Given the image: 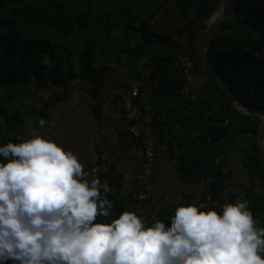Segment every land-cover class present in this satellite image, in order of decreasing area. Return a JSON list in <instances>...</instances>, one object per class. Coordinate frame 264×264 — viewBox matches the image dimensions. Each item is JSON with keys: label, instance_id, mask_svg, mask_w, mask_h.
<instances>
[{"label": "trees", "instance_id": "obj_1", "mask_svg": "<svg viewBox=\"0 0 264 264\" xmlns=\"http://www.w3.org/2000/svg\"><path fill=\"white\" fill-rule=\"evenodd\" d=\"M90 1L78 0L79 8L82 9L76 8L73 19H70L66 17L68 8L63 0H0V104L10 102L18 94L24 95L25 90L32 88L37 91L42 78L49 74L53 91L38 110V118L48 122L50 110L71 95L69 84L74 76L71 71L68 75L70 78L65 79L61 65L71 63L72 54H77L75 50L81 47L85 78L96 89L108 70L93 66V58H96L103 37L113 29H120L125 22L133 24L137 19L144 18L140 28L131 26L132 31L141 34L139 44L131 48L129 42H126L121 49L126 63H132L130 69L135 74L138 62L145 54L149 56L148 62L153 63L154 71L147 77V85L142 87L140 96L133 99V103L141 109L153 105V120L160 117L162 110L169 113L167 132L161 134L160 140L168 144L172 154L180 153L178 173L183 182L210 179L208 194L213 199L219 200L220 204L225 201L234 202L236 195L227 194L226 179L229 175L224 173L218 159L231 150L227 143L235 136L231 130L232 125L237 126L246 121V125L253 126L256 131L260 118L242 115L234 109L228 95L200 64L198 51L202 38L198 37L201 27L199 19L205 18L208 21L221 0H215L214 5L208 0H164L167 4L171 3V8L181 18V27L176 29L177 37L184 39L185 44L172 42L168 36L148 27L156 13L149 8L156 2L166 3L163 0H141L143 11L138 12L137 17L132 10L136 0L125 1L121 5L124 13L119 14V19H111L106 11L100 9L108 5L109 0H97L101 7H87V13L84 14L83 6H87ZM233 2L237 12L218 26L211 41L216 51L214 53L208 49L206 57L210 66L232 89L239 106L258 108L264 114V0ZM145 5L149 13L145 12ZM53 12H56V16L52 15ZM74 26L91 28L82 42L74 43L75 49H72L61 42L71 39ZM185 52L192 56L199 75L206 79L194 97H184L178 92L184 80L175 66V55ZM135 77L142 78L140 75ZM34 80L37 82L36 87H30ZM147 86L151 89L148 94L145 92ZM39 89L43 90L44 87ZM224 120L232 125L222 130L213 125L215 121ZM177 125L184 129L182 133H175ZM193 131H198L199 136L194 137ZM247 132L246 128L244 133ZM242 166L248 170L251 182L245 200L249 202L248 206L258 225L264 227V191L258 194L256 190L257 176L264 180V156L255 137H252L246 149ZM130 201L136 209V203L132 199ZM136 213L139 215L137 210ZM160 216L170 223L169 212L165 210Z\"/></svg>", "mask_w": 264, "mask_h": 264}, {"label": "clouds", "instance_id": "obj_2", "mask_svg": "<svg viewBox=\"0 0 264 264\" xmlns=\"http://www.w3.org/2000/svg\"><path fill=\"white\" fill-rule=\"evenodd\" d=\"M89 176L35 130L0 144V264H264V227L247 200L177 204L166 226L113 215L108 183Z\"/></svg>", "mask_w": 264, "mask_h": 264}, {"label": "crops", "instance_id": "obj_3", "mask_svg": "<svg viewBox=\"0 0 264 264\" xmlns=\"http://www.w3.org/2000/svg\"><path fill=\"white\" fill-rule=\"evenodd\" d=\"M156 24H163L160 16L157 17ZM165 29V25H162L157 28V33H166ZM168 37L172 42L185 44L184 39L175 34H168ZM148 58L145 54L139 60L142 63L138 62L136 70V75L145 79L144 85H147V77L154 71L152 65L146 64ZM108 66L113 67L105 72L100 86L95 89L86 78L80 79L70 97L50 110V123L43 128L31 126L19 134L18 142L20 138L35 130L41 135L58 140L66 149L77 154L86 171L95 164L99 165L102 174L111 178L115 184V192L109 200L114 203L111 210L113 215H119L126 210H137L130 201L129 182L125 181L124 176L135 172L142 164V146L138 139L124 131L121 124V117L128 111L132 101L129 88L131 78H128L122 69H116L113 64ZM101 67V63H96L95 68ZM205 80L198 74L194 96L204 86ZM149 91L151 89L147 86L145 92L148 94ZM159 116L166 122L169 121L170 115L166 111L162 110ZM235 128L232 126L231 130ZM183 131L184 129L177 125L175 133ZM172 153L168 146L167 150L159 152L158 155L159 175L154 189L153 208L159 215L166 210L172 198L183 195L187 189V183L180 179L178 173L180 153Z\"/></svg>", "mask_w": 264, "mask_h": 264}, {"label": "rangeland", "instance_id": "obj_4", "mask_svg": "<svg viewBox=\"0 0 264 264\" xmlns=\"http://www.w3.org/2000/svg\"><path fill=\"white\" fill-rule=\"evenodd\" d=\"M96 1L97 0H91L87 6L86 5L83 6V13L84 14L87 13L88 8L91 7L93 9H96L98 7L100 8L101 7L100 4ZM125 1H131V0H109L108 5H105L100 9H102V12L106 11V13L109 14V17L111 19L112 18L119 19L121 18L119 14L121 12L124 13L123 8H121L123 6L121 5H124ZM163 2L166 3L159 4V2H156L155 5L149 8L150 10L154 9L156 13L154 14L155 16L154 20L148 23V27L151 26L152 30L157 32L158 27L165 25L166 28L165 30H167V32L166 33L163 32L164 35L168 36V34L169 35L175 34V36H177L176 29H179L181 27V22H180L181 18L179 14H177L176 11H174V9L171 8L172 6L171 3L167 4V1L164 0ZM208 2H211L212 5L215 4V0H208ZM97 3L99 6L97 5ZM63 4L68 8V14L66 13V17L70 19H73L74 11H76L77 9H82L79 8L80 5L78 4V0H63ZM132 6L134 8L132 10L135 12V14L133 15H136L137 17L138 12L143 11L142 10L143 5L141 3V0H136V2L132 4ZM218 6L219 5H217V7ZM117 8H120V10L118 11ZM147 8L148 6L145 5L144 6L145 12L149 13L147 11ZM234 12L235 13L237 12L236 8H234ZM52 15L56 16V12H53ZM159 16L163 24L157 26L156 22H157V17ZM144 21L145 19L142 18V19H137V21L133 22V24L129 22H125L120 29H113L110 34H106L98 46L99 48L96 51V58H93L94 61L93 66L96 67V63H101L103 68L108 69L107 71H110L113 66H108V65L113 64L116 69L118 70L122 69L124 73H126L128 78L137 76L130 69L132 63H126V58L125 56H123L124 53L122 52L121 49L123 45L126 44V42H129L128 45L130 47H134V44L135 46L137 45V43L139 44L141 34L139 32L132 31L131 26L140 28ZM205 21H207L205 18H200L199 19L200 25ZM86 23L90 24L89 22ZM87 27L88 28H84V27L79 28L77 26H74L71 39L61 43L63 45H69V47L75 49L73 47V44L82 42L84 35H86V32L91 28V26H87ZM131 43L133 44L131 45ZM208 49H210V51L214 53L216 51V47H212L211 44L208 45ZM75 51L77 54H72L71 63H63L61 65V67L63 68L62 73L65 76V79L70 78L68 77V75L69 73H71V71H72V75L74 76V78L71 79L70 81L71 84H69L71 88V92L76 90L77 87L76 85H78L79 80L85 78L86 76L85 72L83 71V65L85 64L83 62L85 61L82 56L83 53L81 51V47H79V49ZM177 55H175V59ZM146 64L153 65V63H149V62ZM42 79L43 80L38 84L37 91H34L31 88L25 90L24 95L22 93L18 94V96L10 100V102H4L5 104L1 102L0 107L2 108V110L0 111V144H6L10 140H13L14 142L17 141L18 143V137L20 133L24 132L26 129H29L31 126L38 127L37 122L39 120L38 118V110L40 109L39 107L42 105V102L47 100L48 96L53 91L51 88V86H53V83L49 81V74H46V76L43 77ZM142 80H144L145 83V79ZM36 85L37 82L34 80L33 84H31L30 87H34V86L36 87ZM40 87H44V89L41 90L39 89ZM194 94L192 96H194ZM214 99H216V96L214 97ZM242 122L244 123H241L237 126L235 125L234 127L236 128L232 130L234 131L233 135L235 136L233 137V139L230 138V140L227 143L229 144V149H231L230 152L226 156L221 155L220 158L218 159V161L221 163V167L224 173L229 175V177L226 179V186L228 187L227 194L230 193L235 194L236 195L235 200L238 198L245 200V195L250 187L251 182L248 178L249 176L248 170L242 166V163L246 155V149H248V147L251 144L252 137H255L256 141H258L259 150L262 154L259 140L261 134L264 131L263 121L260 119L259 127H257L256 131L253 130L254 128L253 126L249 124L246 125L245 123L246 121H242ZM24 127L26 128L24 129ZM246 128L248 132L244 133V130ZM256 181H257L256 182L257 193L262 194V191H264V180H261V178L257 176Z\"/></svg>", "mask_w": 264, "mask_h": 264}, {"label": "built area", "instance_id": "obj_5", "mask_svg": "<svg viewBox=\"0 0 264 264\" xmlns=\"http://www.w3.org/2000/svg\"><path fill=\"white\" fill-rule=\"evenodd\" d=\"M235 3L231 1L225 17L226 21L230 17H234ZM242 18V16H240ZM209 20L201 24L198 30V37L202 38L204 35V27L207 26ZM264 55V48L262 51ZM175 66L178 68L181 77L184 80V85L178 91L184 97H190L194 94L195 83L198 77V70L192 56L185 52L177 55ZM144 86L142 79L132 77L129 82L131 105L128 111L122 115L121 124L124 131L131 137L140 141L142 146V164L135 172L127 173L124 176L126 182H129L128 195L136 203L137 212L149 220L153 217L162 220L166 226L169 225L153 208V196L156 182L159 175V152L165 151L168 148L167 143L160 140L162 133L167 132L166 120L158 117L153 120L152 110L153 105H148L145 109H141L138 105H134L133 99L138 98L141 89ZM213 125L222 130L230 126L228 120L215 121ZM198 131H193V136H199ZM91 179L92 176L99 177L101 182H107L110 187V192L106 194L107 198L112 196L115 192V184L111 178L102 174L99 165H93L89 171ZM210 179H204L200 182L187 183V189L183 195L172 198L166 211L173 215L174 207L177 204L203 203L207 207H220V201L213 199L208 194L210 187Z\"/></svg>", "mask_w": 264, "mask_h": 264}, {"label": "water", "instance_id": "obj_6", "mask_svg": "<svg viewBox=\"0 0 264 264\" xmlns=\"http://www.w3.org/2000/svg\"><path fill=\"white\" fill-rule=\"evenodd\" d=\"M232 0H222L219 6L212 12V15L207 24V28L204 32V35L200 42V47L198 51L200 64L202 69L209 74L217 84L223 89V91L228 95L231 100L232 106L239 111L240 113L246 116H257L263 121L264 125V114L258 108H242L238 105L237 99L232 91V89L225 83V81L221 78V76L210 66L207 60V50L208 45L211 44L213 35L217 27L224 22L223 18L226 15L228 8L230 7ZM260 148L262 151V155L264 156V131L260 136Z\"/></svg>", "mask_w": 264, "mask_h": 264}]
</instances>
